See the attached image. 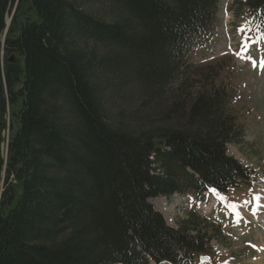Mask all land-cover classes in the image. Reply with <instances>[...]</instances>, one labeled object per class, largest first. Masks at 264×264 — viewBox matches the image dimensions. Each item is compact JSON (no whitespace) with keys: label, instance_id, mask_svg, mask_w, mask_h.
<instances>
[{"label":"trees","instance_id":"trees-1","mask_svg":"<svg viewBox=\"0 0 264 264\" xmlns=\"http://www.w3.org/2000/svg\"><path fill=\"white\" fill-rule=\"evenodd\" d=\"M219 2L0 0V264H195L208 250L150 199L253 178L226 151L244 136L226 87L181 86L133 125L117 99L149 106L173 86ZM244 4L264 34V0Z\"/></svg>","mask_w":264,"mask_h":264},{"label":"rangeland","instance_id":"rangeland-1","mask_svg":"<svg viewBox=\"0 0 264 264\" xmlns=\"http://www.w3.org/2000/svg\"><path fill=\"white\" fill-rule=\"evenodd\" d=\"M241 26L244 32H238ZM261 37L264 35L256 32L244 0H220L210 35L191 52L174 87L167 88L157 100H148L149 106L127 89L122 100L128 101L122 103L117 99L128 123L133 125L143 118L155 121L156 105L167 110L174 98H180L181 86L193 94L208 91L212 84L223 85L229 92V106L245 132L240 144L227 143V153L251 167L253 179L225 193L209 191L202 201L192 194L150 199L168 224L183 223L206 232L208 250L199 254L195 264H264V39ZM254 196L260 200L253 199ZM249 200L252 202L245 205ZM237 211L241 213L239 222Z\"/></svg>","mask_w":264,"mask_h":264},{"label":"snow or ice","instance_id":"snow-or-ice-1","mask_svg":"<svg viewBox=\"0 0 264 264\" xmlns=\"http://www.w3.org/2000/svg\"><path fill=\"white\" fill-rule=\"evenodd\" d=\"M244 26H241L240 28H238V32H244ZM262 39H264V37H261ZM244 50L246 51L247 50V45H244ZM254 66H255V64H254ZM224 197H221V199H223ZM253 199H255V200H257V201H259V196H254L253 197ZM252 201L251 200H249V201H245L244 202V204L245 205H247V204H250ZM232 208H236V205L235 204H232V205H230ZM256 210L257 209H253V215H255V213H256ZM236 215H237V218H238V220H237V222H239V217H240V215H241V213L239 212V211H237V213H236ZM204 259H208L207 257H205Z\"/></svg>","mask_w":264,"mask_h":264},{"label":"water","instance_id":"water-1","mask_svg":"<svg viewBox=\"0 0 264 264\" xmlns=\"http://www.w3.org/2000/svg\"><path fill=\"white\" fill-rule=\"evenodd\" d=\"M9 21H10V19H9V20H7V24H9Z\"/></svg>","mask_w":264,"mask_h":264},{"label":"bare ground","instance_id":"bare-ground-1","mask_svg":"<svg viewBox=\"0 0 264 264\" xmlns=\"http://www.w3.org/2000/svg\"><path fill=\"white\" fill-rule=\"evenodd\" d=\"M260 200V199H259ZM262 220V219H261Z\"/></svg>","mask_w":264,"mask_h":264}]
</instances>
